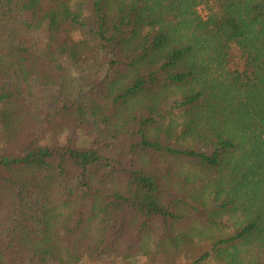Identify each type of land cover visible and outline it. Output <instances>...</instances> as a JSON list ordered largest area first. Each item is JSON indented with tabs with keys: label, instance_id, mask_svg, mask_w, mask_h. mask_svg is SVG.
I'll use <instances>...</instances> for the list:
<instances>
[{
	"label": "trees",
	"instance_id": "trees-1",
	"mask_svg": "<svg viewBox=\"0 0 264 264\" xmlns=\"http://www.w3.org/2000/svg\"><path fill=\"white\" fill-rule=\"evenodd\" d=\"M0 8V264H264V0Z\"/></svg>",
	"mask_w": 264,
	"mask_h": 264
},
{
	"label": "rangeland",
	"instance_id": "rangeland-1",
	"mask_svg": "<svg viewBox=\"0 0 264 264\" xmlns=\"http://www.w3.org/2000/svg\"><path fill=\"white\" fill-rule=\"evenodd\" d=\"M0 10H2L0 8ZM202 13V12H201ZM7 21V20H4ZM7 28H9V35L10 38L15 34H19L18 30H16L17 25L15 23V21H10L7 22L6 24ZM34 44L40 45V42H43V39L41 38V36L38 33H26L25 34ZM77 74L80 75H87V74H91L90 72V68L89 67H82L80 69L77 70ZM49 94L52 96L53 93L56 92L55 88L49 89ZM47 94V93H46ZM107 142V141H106ZM225 232L224 230H222L221 228L218 229H213L207 233H205L203 236H201V239H199V241H196V244H189L186 243L185 247L186 250L178 256V258L175 259L174 263L175 264H189L190 261L195 258L197 255H199L202 251L206 250L208 248V244L211 240V237H220L221 235H224ZM157 261H155L153 264H166L167 260H168V255H163L160 254ZM139 262V261H138ZM138 264H146L145 262H139Z\"/></svg>",
	"mask_w": 264,
	"mask_h": 264
}]
</instances>
